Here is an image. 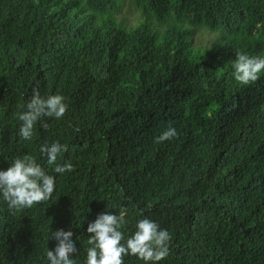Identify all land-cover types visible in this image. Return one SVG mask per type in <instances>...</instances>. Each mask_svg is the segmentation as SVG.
Masks as SVG:
<instances>
[{"label":"trees","instance_id":"obj_1","mask_svg":"<svg viewBox=\"0 0 264 264\" xmlns=\"http://www.w3.org/2000/svg\"><path fill=\"white\" fill-rule=\"evenodd\" d=\"M133 1L145 21L126 29L117 0H0V171L29 154L56 178L30 208L0 195V264H48L61 229L85 264L88 224L121 208L122 244L144 218L171 236L165 259L124 264H264V72L244 85L232 68L237 50L264 57V0ZM152 18L173 26L157 35ZM200 27L218 37L192 53ZM34 90L68 108L22 139ZM169 124L178 135L156 143ZM56 141L50 165L40 148Z\"/></svg>","mask_w":264,"mask_h":264},{"label":"clouds","instance_id":"obj_2","mask_svg":"<svg viewBox=\"0 0 264 264\" xmlns=\"http://www.w3.org/2000/svg\"><path fill=\"white\" fill-rule=\"evenodd\" d=\"M233 76L241 84L248 85L259 78L264 72V57H250L240 51L236 52V59L232 63ZM68 105L60 94L41 96L38 90H34L30 100L26 104V111L17 113L22 122L19 127V136L22 139H31L34 134V126L45 117L60 119ZM41 127L48 128L47 123H41ZM178 135L177 130L169 126L155 138L156 143L169 141ZM66 146L58 141L51 145H42L40 152L46 157L48 164H55L58 156L66 151ZM72 164H56L55 173L70 172ZM56 178L48 174L37 163L36 159L29 155L16 157L6 171H0V195L7 202L11 211H20L30 208L34 204L47 201L52 198L55 191ZM126 208H121L118 215L105 212L90 222L87 232L90 238L87 243L85 264H124L123 257L136 256L149 262H159L169 254L170 233L166 229L147 219H140L136 224V231L126 240L125 244L121 226L125 222ZM73 233L63 229L52 232L50 238L56 240L54 250L46 253L48 264H75L72 258L78 249L72 240Z\"/></svg>","mask_w":264,"mask_h":264},{"label":"rangeland","instance_id":"obj_3","mask_svg":"<svg viewBox=\"0 0 264 264\" xmlns=\"http://www.w3.org/2000/svg\"><path fill=\"white\" fill-rule=\"evenodd\" d=\"M119 6V12L112 14V19L117 22L116 24L124 27L126 29L134 28L145 21V18L142 12L136 7V4L133 0H117ZM108 15L100 16L98 15L99 21L106 19ZM153 32H157V35H162L164 30L167 27H172L173 22L171 20L166 21L164 24L157 22L154 18L150 20L149 24ZM180 29L186 30L191 29L188 25L184 24ZM218 33L210 32L205 28H196L193 29L192 33L189 35L188 40L190 42V50L192 53L198 51L202 52L206 49L211 48L216 39Z\"/></svg>","mask_w":264,"mask_h":264}]
</instances>
